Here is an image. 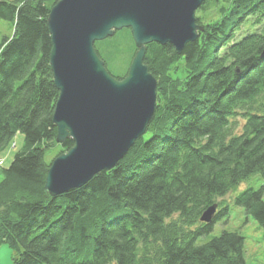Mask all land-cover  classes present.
Segmentation results:
<instances>
[{
	"label": "trees",
	"instance_id": "16d2710c",
	"mask_svg": "<svg viewBox=\"0 0 264 264\" xmlns=\"http://www.w3.org/2000/svg\"><path fill=\"white\" fill-rule=\"evenodd\" d=\"M58 1L0 0V20L14 26L0 42V152L25 138L0 169V243L12 264H247L237 231L198 240L227 211L224 196L255 173L264 179V0H204V30L181 54L148 44L157 106L146 133L114 168L52 196L50 165L74 145L56 141L53 121L48 16ZM95 46L122 79L137 50L131 29ZM263 196L247 188L235 202L264 231Z\"/></svg>",
	"mask_w": 264,
	"mask_h": 264
},
{
	"label": "water",
	"instance_id": "95a60500",
	"mask_svg": "<svg viewBox=\"0 0 264 264\" xmlns=\"http://www.w3.org/2000/svg\"><path fill=\"white\" fill-rule=\"evenodd\" d=\"M204 0H59L48 16L50 63L59 90L53 116L56 141H74L56 156L45 188L56 196L114 168L143 136L157 106V79L144 63L147 46L172 44L178 53L204 26L196 12ZM131 29L136 53L127 74L114 76L95 43ZM217 205L201 220L213 221Z\"/></svg>",
	"mask_w": 264,
	"mask_h": 264
},
{
	"label": "rangeland",
	"instance_id": "374dc122",
	"mask_svg": "<svg viewBox=\"0 0 264 264\" xmlns=\"http://www.w3.org/2000/svg\"><path fill=\"white\" fill-rule=\"evenodd\" d=\"M196 15L203 16V12L197 10ZM212 16V14H209L206 22L209 21ZM13 30L14 26L12 22L0 20V42H2L4 37L11 36L13 34ZM116 67L118 66L116 65L112 68V66L109 65V68L113 74H117L115 71ZM24 142V135L22 133H18L13 142L4 151L0 152V169L3 167H8L11 164L13 156L15 155L16 151L23 147ZM56 151H58V147H55L53 150H50L47 153L48 161L53 159ZM262 187H264V179L259 173H255L240 183L226 196H224L223 199L225 205L223 207L225 208V206H227V211H222L219 217H217V221L212 232L204 237H201L198 242L203 243L215 236H218L223 232V230L237 231L245 236V257L247 264H264L263 228L253 218V216L246 213L244 207L236 204L235 202V198L245 189H261ZM13 256V249L7 243H0V264H12Z\"/></svg>",
	"mask_w": 264,
	"mask_h": 264
}]
</instances>
